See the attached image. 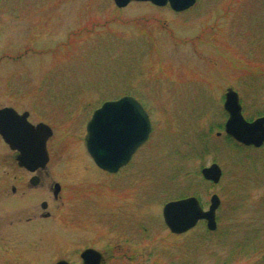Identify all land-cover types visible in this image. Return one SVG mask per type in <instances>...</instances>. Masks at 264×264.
<instances>
[{"label": "rangeland", "instance_id": "obj_1", "mask_svg": "<svg viewBox=\"0 0 264 264\" xmlns=\"http://www.w3.org/2000/svg\"><path fill=\"white\" fill-rule=\"evenodd\" d=\"M230 88L247 121L264 116V0H199L182 14L150 2L0 0V103L22 94L20 109L53 129L49 169L64 183L53 233L8 232L21 243L5 257L77 262L91 246L107 264H264V147L230 145ZM125 95L145 108L152 132L132 167L110 176L86 150V125ZM213 163L218 184L201 174ZM184 195L204 210L219 196L216 231L203 221L169 231L163 208ZM20 204L3 207L8 224L41 210Z\"/></svg>", "mask_w": 264, "mask_h": 264}, {"label": "water", "instance_id": "obj_2", "mask_svg": "<svg viewBox=\"0 0 264 264\" xmlns=\"http://www.w3.org/2000/svg\"><path fill=\"white\" fill-rule=\"evenodd\" d=\"M134 1L151 2L160 7L169 3L176 12L185 11L196 3V0H114L118 8H125ZM125 109L132 110L136 118V130L119 136L114 144L102 147L93 137L100 113L109 110L113 116V124L119 125L126 117ZM224 109L228 114L225 124L226 135L246 147L260 148L264 145V116L252 122L247 121L242 113L240 97L231 88L225 95ZM7 114V111H0V133L13 150L20 152V163L31 170L45 166L49 157L47 142L54 134L52 128L44 123L37 126L30 124L26 120L27 115L20 119L22 121L20 126L2 125V120ZM151 131V121L143 106L135 98L125 96L119 100L105 102L94 112L87 125L85 146L100 169L117 173L129 164L137 150L147 142ZM201 174L206 181L218 184L222 179L223 170L217 163H213L203 168ZM56 187L58 192L60 186ZM220 206L221 199L218 195L211 197L208 210H204L197 197H187L167 203L163 208V219L172 234H184L195 228L201 221H206L208 230L213 232L217 230V210ZM83 259L84 264H104L105 262L103 255L95 250H86L83 253ZM57 264L68 263L60 261Z\"/></svg>", "mask_w": 264, "mask_h": 264}, {"label": "flooded vegetation", "instance_id": "obj_3", "mask_svg": "<svg viewBox=\"0 0 264 264\" xmlns=\"http://www.w3.org/2000/svg\"><path fill=\"white\" fill-rule=\"evenodd\" d=\"M198 1L199 0H196V3L191 8L181 12L174 11L169 3L161 8H165L169 6L170 9L175 13L182 14L196 7ZM22 96H23L22 94L15 95L12 93H8L7 95L4 96V97H8L6 100H10V103L9 104L0 103V111L8 112L7 116L2 120V125H8L11 127L20 126V123H22L20 119L25 117V115H27L26 120L30 124L37 126L38 124L41 123V122L33 123L31 119V112H29L28 110L20 109L18 102L21 101ZM48 142H47V151L49 157L46 165L43 167L39 166L35 168V170H31L20 163L19 160L20 152L18 150H13L10 144L6 141L3 134L0 133V149L2 150V153L0 154V264H57L60 261H65L68 264H84L83 253L86 250H95L99 252L100 254L103 255L105 259L104 264H107V256L105 255V253L91 246H87L81 250L77 262H71L62 258L55 259V257H53L52 255L49 256L44 261L38 258H30L25 261H20V259H17V257L15 256L5 257L6 251L9 250L14 251L16 248L20 247V243H21L18 241L15 242L7 241L8 232L15 233L19 237H20V233H22L23 237L27 236L28 235L27 233H31V235H34L39 232L53 233L55 227V219H56L55 204H53V202L59 201V199L61 198L60 195L62 192V185H64V183L56 182L51 177V172L49 169L51 163V156L48 149ZM142 147H140L138 151ZM263 147L264 146L258 149H262ZM252 148L256 149L254 147ZM134 156L132 157L129 164L122 167L117 173H109L107 171L100 169L95 164L91 156L90 158L93 161V163L96 165V167L99 168L103 173L110 176H115L119 174L122 175V173L125 170H128L130 169V167H132V160ZM7 167H10L11 172H6L4 170V168ZM7 181L12 182L10 189H8ZM57 185L60 186L58 192L56 187ZM71 185H73V187H71L70 190H74V193H72L70 196V200L72 202L77 196H79V194H77L75 190L77 191L76 188H78L80 184L72 183ZM9 201L12 203H18V204L21 203L17 207L18 212H20V207L23 206L24 204L26 205V203H28L27 208L31 209L33 207H39L41 210L33 211L32 209V211L28 213V217H26L25 220L21 219L16 223L12 222L11 224H8L4 220L5 210H3V207ZM68 209L69 212H73L71 219L73 218V215L76 213L73 222L76 223L75 219L78 218L76 212L77 210L76 205H71L70 208ZM85 215L86 214H84V216Z\"/></svg>", "mask_w": 264, "mask_h": 264}, {"label": "snow or ice", "instance_id": "obj_4", "mask_svg": "<svg viewBox=\"0 0 264 264\" xmlns=\"http://www.w3.org/2000/svg\"><path fill=\"white\" fill-rule=\"evenodd\" d=\"M124 111L126 117L119 125L113 124V116L109 110L100 113L93 137L102 147L112 145L119 136L130 134L136 130V118L132 114V110L125 109Z\"/></svg>", "mask_w": 264, "mask_h": 264}, {"label": "trees", "instance_id": "obj_5", "mask_svg": "<svg viewBox=\"0 0 264 264\" xmlns=\"http://www.w3.org/2000/svg\"><path fill=\"white\" fill-rule=\"evenodd\" d=\"M212 131H213V130L211 129V130H210V133H211ZM228 141H229L230 145L232 146V148H234V149L237 150V151L243 150V148H245L244 146H241V145H239L238 143H236V142H235L232 138H230V137H229ZM245 149H248V148H245ZM205 153H207V152L205 151ZM205 153H201V154H202L201 156H203ZM183 197H185V195H184ZM183 197L181 196V198H183Z\"/></svg>", "mask_w": 264, "mask_h": 264}]
</instances>
